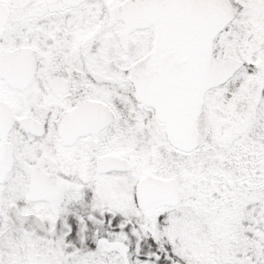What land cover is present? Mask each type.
<instances>
[{"label": "flooded vegetation", "instance_id": "obj_1", "mask_svg": "<svg viewBox=\"0 0 264 264\" xmlns=\"http://www.w3.org/2000/svg\"><path fill=\"white\" fill-rule=\"evenodd\" d=\"M263 187L264 0L0 3V264H179L177 220L263 261Z\"/></svg>", "mask_w": 264, "mask_h": 264}, {"label": "rangeland", "instance_id": "obj_2", "mask_svg": "<svg viewBox=\"0 0 264 264\" xmlns=\"http://www.w3.org/2000/svg\"><path fill=\"white\" fill-rule=\"evenodd\" d=\"M33 1L34 0H0V3L28 5L32 4ZM251 47L248 48L247 51H252L253 49ZM263 192L264 187L259 190V195L264 196ZM259 210L264 211L263 202L259 206ZM216 223L218 224V221H216ZM198 224V221L193 220L190 221V226H188L182 220H177L173 222L169 229V236L177 242V248H175L174 254H178L179 264H264V260H260V257H262L261 254L259 257H256L254 256V252L242 251L239 247L232 246L229 242L230 237L224 235L223 232H218L214 237H210L205 241L202 235H198L200 232ZM205 227L208 228L209 225H205ZM203 240L205 242H203ZM251 257H253V261ZM134 264L150 263L135 261ZM151 264L160 263L153 259Z\"/></svg>", "mask_w": 264, "mask_h": 264}, {"label": "water", "instance_id": "obj_3", "mask_svg": "<svg viewBox=\"0 0 264 264\" xmlns=\"http://www.w3.org/2000/svg\"><path fill=\"white\" fill-rule=\"evenodd\" d=\"M229 18V11L217 9L215 11V17L210 18V21H212V26H210L212 27V32L208 35H204L205 38L203 40H199L198 43H193V48L198 49L200 52L198 59V68L197 66H195L193 71L195 72L196 78L198 77L200 79L199 82L201 86H216L222 83L231 75V73L235 69L240 66L239 62H233L232 60H228L222 64H217L213 61L211 56L212 41L215 34L214 28L215 32H217L229 20ZM184 20L187 19L184 18ZM189 20L191 22H195V25L197 26L206 23V18L202 21V17L201 19H199V17H196L194 19L190 18ZM190 46H192L191 42Z\"/></svg>", "mask_w": 264, "mask_h": 264}]
</instances>
